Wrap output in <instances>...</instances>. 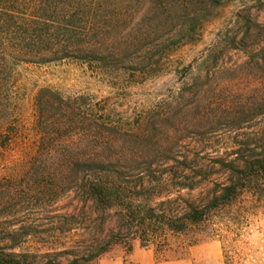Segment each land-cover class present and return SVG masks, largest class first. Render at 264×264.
I'll use <instances>...</instances> for the list:
<instances>
[{"label":"rangeland","instance_id":"1","mask_svg":"<svg viewBox=\"0 0 264 264\" xmlns=\"http://www.w3.org/2000/svg\"><path fill=\"white\" fill-rule=\"evenodd\" d=\"M58 3L82 25L97 20L101 35L126 38L122 46L138 36L162 41L158 18L169 9L199 18L190 22L193 39L164 48L154 70L139 56L153 47L149 40L113 57L115 68L78 57L18 67L24 121L0 161V252L34 264L66 263L93 246L104 250L90 264L137 260L145 250L159 261L264 264L263 180L245 192L255 193L253 203L215 216L224 223L174 228L177 215L207 202L264 147V0H51L49 13ZM46 85L60 89L52 100L78 103L88 117L124 130L112 146L128 174L125 200L107 206L77 184L64 189V150L101 143L85 137L83 122L70 127V138L60 134L64 124H47L61 113L58 103L40 117L36 94ZM41 145L50 150L36 160L42 187L23 158Z\"/></svg>","mask_w":264,"mask_h":264},{"label":"trees","instance_id":"2","mask_svg":"<svg viewBox=\"0 0 264 264\" xmlns=\"http://www.w3.org/2000/svg\"><path fill=\"white\" fill-rule=\"evenodd\" d=\"M50 2L51 0H0V161L8 155L13 145L19 142L20 132L17 126L24 121L21 108L17 105L18 90L15 75L20 65L28 62L45 63L66 57H78L115 68L114 63H110L113 57L125 55L129 48L149 40L148 42L154 43L150 50L153 51V48L158 46L160 51L149 50L139 56L150 61L148 67L154 70L160 62L164 48L193 39L191 23L199 18L197 17L199 15L191 16L192 13L189 11L174 16L169 9L164 18H158L159 31H161L159 35L162 41H158L159 36L152 38L138 36L127 40L125 46H122L126 38L117 39L101 35L96 29L99 26L97 20L93 19L95 22L87 21L85 25H82L83 23L75 16L59 13L58 10L65 7L62 3H58L55 8L57 14L49 13L48 8L52 6ZM200 10L204 13L207 7H202ZM178 26L179 29H177ZM176 29L177 31H174ZM166 34H169L168 37H164ZM52 87L43 86L36 94V111L40 113V117L50 116L52 107L58 103L62 109L61 113L55 115L56 117L47 124L59 126L64 124L68 130L60 134L70 138L73 137L70 127L75 122H83L86 124L83 133L85 137L101 143L100 147L94 145L80 147L77 152L72 147L64 150L66 158L64 189L72 190L77 184L91 193L97 201L107 206L122 202L127 198L125 193H127L128 174L118 159L114 158L112 141L115 137L122 135L124 130L113 127L109 121L97 116L88 117L86 109L77 106L78 103L64 101L63 97L60 102L52 100L51 97L60 93L58 87L54 89ZM43 147L41 145L23 157L31 161L30 168L33 170L31 174L38 178L36 180L40 187L42 182L39 177L44 171L39 168V160H36L50 151L44 150ZM233 166L235 168V165ZM235 169L236 173L231 179L225 182L221 189H217L207 202L200 206L191 205L184 213L177 215L175 218L177 224L174 228L184 231L193 224H210L211 221L213 225L224 223L223 218L216 219L215 216L235 205L247 206L253 203L255 193L245 192L256 189L258 182L264 181V147L261 151L248 155L245 165ZM50 174L54 178L58 177L55 169L50 171ZM103 250L95 246L88 247L83 253L74 252V257L66 263L50 258L37 264H90L102 254ZM124 262L125 264H141L139 259L132 260L127 256L124 257ZM0 264L34 263L18 259L11 252L1 251Z\"/></svg>","mask_w":264,"mask_h":264},{"label":"crops","instance_id":"3","mask_svg":"<svg viewBox=\"0 0 264 264\" xmlns=\"http://www.w3.org/2000/svg\"><path fill=\"white\" fill-rule=\"evenodd\" d=\"M137 258L141 264H193L189 259L159 261L153 251L145 250L137 252ZM103 264H125L122 259L104 260Z\"/></svg>","mask_w":264,"mask_h":264}]
</instances>
